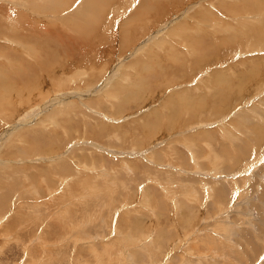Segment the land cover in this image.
<instances>
[{"label": "rangeland", "instance_id": "374dc122", "mask_svg": "<svg viewBox=\"0 0 264 264\" xmlns=\"http://www.w3.org/2000/svg\"><path fill=\"white\" fill-rule=\"evenodd\" d=\"M22 1L0 264H264V0Z\"/></svg>", "mask_w": 264, "mask_h": 264}, {"label": "bare ground", "instance_id": "6f19581e", "mask_svg": "<svg viewBox=\"0 0 264 264\" xmlns=\"http://www.w3.org/2000/svg\"><path fill=\"white\" fill-rule=\"evenodd\" d=\"M13 1H17V2H19V3H21V5H24L23 3H24V1H22V0H13ZM42 1H44V0H42ZM51 1V0H50ZM63 1V0H62ZM66 1V0H65ZM88 1V0H87ZM90 1V0H89ZM93 1V0H92ZM97 1V0H96ZM26 2V1H25ZM37 2V1H36ZM70 2V1H69ZM89 2H87V4L86 5H90V4H88ZM51 4V3H50ZM62 4V3H61ZM65 5H66V2L64 3ZM67 4L69 5V3L67 2ZM91 4H93L92 2H91ZM96 4V3H95ZM248 4V3H247ZM47 5V4H46ZM94 5V4H93ZM249 5V4H248ZM29 6V5H28ZM49 6V5H48ZM61 6V5H60ZM84 6H85V4H84ZM95 6V5H94ZM222 6V5H221ZM223 6H224V4H223ZM22 7V6H21ZM62 8H63V6H61ZM60 7V8H61ZM44 8V7H43ZM88 8V7H87ZM239 9V8H238ZM248 9H250L249 7H248ZM52 10V9H51ZM61 10V9H60ZM59 10V11H60ZM87 10V9H86ZM147 9H144L143 11H138V14H141L142 12H144V11H146ZM88 11V10H87ZM90 11V10H89ZM91 12V11H90ZM102 12V11H101ZM82 13V12H81ZM89 13V12H88ZM97 13V12H96ZM99 13V12H98ZM162 13H164V11L162 12ZM161 13V14H162ZM84 14H85V12H84ZM155 14V13H154ZM157 14H160V13H157ZM89 15V14H88ZM156 15V14H155ZM91 16V15H90ZM162 17H163V15H162ZM206 17V16H205ZM205 17H200V18H204L205 19ZM92 18V17H91ZM93 18H95V17H93ZM200 18H198L199 19V21H200ZM80 20V19H79ZM202 21H203V19H201ZM81 21V20H80ZM173 22V21H172ZM201 22V21H200ZM204 22V21H203ZM94 23V22H93ZM170 23L171 22H169V23H165L163 26L165 27L164 28V32H165V30H167V29H169V26H170ZM93 25V24H92ZM145 26V25H144ZM201 26V25H200ZM147 27V26H146ZM89 28H91L90 26H89ZM202 28V27H201ZM81 29H84L83 27L81 28ZM228 29V28H227ZM166 33V32H165ZM262 33V32H261ZM181 34V33H180ZM258 34V33H257ZM256 36V35H255ZM259 36V35H258ZM254 37V36H253ZM152 39H153V37H151ZM261 38H262V35H261ZM258 39H260V38H258ZM125 41V40H124ZM148 41V40H147ZM150 42H152V41H150ZM155 45V44H154ZM148 66V65H147ZM151 67V66H150ZM147 69V68H146ZM79 77V76H78ZM139 83H141V82H139ZM138 83V84H139ZM142 85V84H141ZM13 130V129H12ZM13 132V131H12ZM64 182V181H63ZM66 182V181H65ZM6 184V183H5ZM4 197V196H3ZM3 199V198H2ZM1 199V200H2ZM53 200V199H52ZM65 214V213H64ZM262 214H264V213H262ZM61 215V214H60ZM7 223V222H6ZM256 224V223H255ZM4 225V224H3ZM253 226V225H252ZM256 229V228H255ZM4 231V230H3ZM67 232V231H66ZM263 233H264V231H263ZM263 235V234H262ZM257 238V237H256ZM262 239H264V235H263V238ZM36 241V240H35ZM264 241V240H263ZM58 243V242H57ZM43 245H45L44 243H42ZM41 244V245H42ZM260 244V243H259ZM42 245V246H43ZM46 247H48V246H46ZM40 248V247H39ZM38 248V249H39ZM30 249V248H29ZM36 254V253H35ZM50 254V253H49ZM133 255V254H132ZM30 256V255H29ZM31 257V256H30ZM35 257V256H34ZM33 257V258H34ZM34 261H35V259H33V261L31 260V258H30V260L26 263V264H34Z\"/></svg>", "mask_w": 264, "mask_h": 264}]
</instances>
